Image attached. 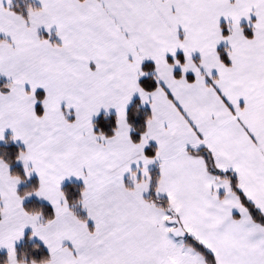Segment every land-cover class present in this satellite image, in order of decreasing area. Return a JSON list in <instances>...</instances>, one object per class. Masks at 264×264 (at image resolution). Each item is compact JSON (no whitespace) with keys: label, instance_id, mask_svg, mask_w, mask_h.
I'll use <instances>...</instances> for the list:
<instances>
[{"label":"snow or ice","instance_id":"6c2138e0","mask_svg":"<svg viewBox=\"0 0 264 264\" xmlns=\"http://www.w3.org/2000/svg\"><path fill=\"white\" fill-rule=\"evenodd\" d=\"M0 264H264V0H0Z\"/></svg>","mask_w":264,"mask_h":264}]
</instances>
